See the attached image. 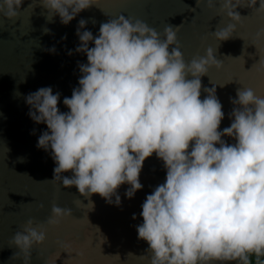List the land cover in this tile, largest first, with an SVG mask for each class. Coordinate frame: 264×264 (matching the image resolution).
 <instances>
[{
  "label": "clouds",
  "instance_id": "clouds-1",
  "mask_svg": "<svg viewBox=\"0 0 264 264\" xmlns=\"http://www.w3.org/2000/svg\"><path fill=\"white\" fill-rule=\"evenodd\" d=\"M199 3L211 10L219 5L235 22L213 32L218 41L231 38L245 18L238 7L264 16V0L259 7L257 0ZM22 4L0 0V16L16 21ZM40 4L49 21L59 16L65 26L98 5L96 0ZM86 25L79 21L80 43L68 52L87 56V63H78L79 86L63 100L69 111H60V93L53 94L51 87L25 97L30 118L47 125L37 147L50 150L56 165L52 181L75 186L85 197L99 194L119 207L118 189L129 185L125 195L134 198L143 188L144 162L155 154L164 163L166 180L147 195L143 223L136 226L138 239L149 246L150 264H252L253 257L255 264H264V94L258 96L251 87L237 89L238 98H230L235 105L231 124L220 131L223 105L216 89L204 88L201 80L222 64L211 47L206 55L186 61L177 36L180 26L167 25L160 33L141 19L119 15L102 23L94 37ZM256 35L264 40V27ZM256 65L264 72V58ZM202 88L208 93L203 99ZM224 136L235 143L225 142ZM72 216L71 208L53 204L44 223L29 219L12 237L19 249L12 258L30 264L32 249L45 243L48 228Z\"/></svg>",
  "mask_w": 264,
  "mask_h": 264
},
{
  "label": "water",
  "instance_id": "water-1",
  "mask_svg": "<svg viewBox=\"0 0 264 264\" xmlns=\"http://www.w3.org/2000/svg\"><path fill=\"white\" fill-rule=\"evenodd\" d=\"M96 3L67 26L59 16L49 21L40 0H23L16 21L0 16V264H23L22 259L12 258L19 251L12 245V237L29 219L44 223L51 216L53 204L71 208L73 216L66 217L59 227L48 228L45 243L32 249L30 264H150L149 246L138 239L136 226L143 223L140 213L147 195L166 180L163 161L155 154L146 159L140 174L142 190L129 199L125 193L130 186L122 185L118 189L122 204L117 207L99 194L85 197L75 186L53 182L56 165L50 150L37 147L39 136L48 129L46 124L30 118L25 97L42 87H51L53 94L60 93V111H69L63 100L79 86L82 74L78 63H87L86 54H68L80 43L76 30L81 19L87 21L85 30L94 37L102 23L119 15L141 19L160 33L167 25L180 26L177 36L186 61L206 55L211 47L222 64L211 68L201 80L204 88L216 89L223 105L220 131L231 124L229 114L235 105L230 98H238L237 89L251 87L258 96L264 94V72L256 65L264 58V40L256 35L264 27V16L253 8L238 7L236 11L245 18L236 25L231 38L218 41L213 32L235 23L219 11V5L211 10L205 3L197 4V0ZM45 28L50 33H45ZM52 47L57 50L55 54L48 51ZM207 95L202 88L201 99ZM223 140L235 143L229 136ZM62 175L71 177L73 173ZM40 204L44 205L42 209Z\"/></svg>",
  "mask_w": 264,
  "mask_h": 264
},
{
  "label": "snow or ice",
  "instance_id": "snow-or-ice-1",
  "mask_svg": "<svg viewBox=\"0 0 264 264\" xmlns=\"http://www.w3.org/2000/svg\"><path fill=\"white\" fill-rule=\"evenodd\" d=\"M262 90H264V89H262Z\"/></svg>",
  "mask_w": 264,
  "mask_h": 264
}]
</instances>
